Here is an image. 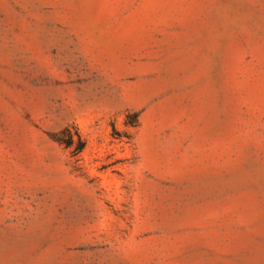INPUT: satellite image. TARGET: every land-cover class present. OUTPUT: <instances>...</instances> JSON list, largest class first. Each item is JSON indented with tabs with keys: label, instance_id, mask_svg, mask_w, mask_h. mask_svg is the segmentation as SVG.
<instances>
[{
	"label": "rangeland",
	"instance_id": "obj_1",
	"mask_svg": "<svg viewBox=\"0 0 264 264\" xmlns=\"http://www.w3.org/2000/svg\"><path fill=\"white\" fill-rule=\"evenodd\" d=\"M0 264H264V0H0Z\"/></svg>",
	"mask_w": 264,
	"mask_h": 264
},
{
	"label": "trees",
	"instance_id": "obj_2",
	"mask_svg": "<svg viewBox=\"0 0 264 264\" xmlns=\"http://www.w3.org/2000/svg\"><path fill=\"white\" fill-rule=\"evenodd\" d=\"M52 137L55 140L64 143L67 147L73 148L75 155L80 154L87 145L86 139L78 128H76L75 131H72L71 127H66L59 132L53 133Z\"/></svg>",
	"mask_w": 264,
	"mask_h": 264
}]
</instances>
